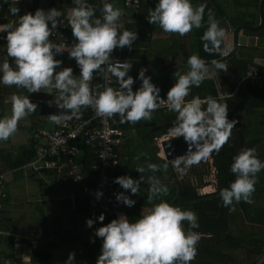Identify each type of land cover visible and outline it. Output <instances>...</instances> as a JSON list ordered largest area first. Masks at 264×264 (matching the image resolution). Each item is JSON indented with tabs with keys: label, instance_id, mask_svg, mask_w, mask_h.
<instances>
[{
	"label": "clouds",
	"instance_id": "obj_1",
	"mask_svg": "<svg viewBox=\"0 0 264 264\" xmlns=\"http://www.w3.org/2000/svg\"><path fill=\"white\" fill-rule=\"evenodd\" d=\"M72 3L75 6L67 23L73 39L67 55L74 60L79 74L75 75L70 66L61 67L62 61L56 58L67 44H56L49 39L62 13L52 7L17 15L18 7L12 6L9 11L18 16L16 25H0V33H4L0 39L5 41V52L0 56V85L23 88L28 93L41 89L56 90L55 107L58 111L49 115V120L56 125L78 117L82 107H91L98 116L118 120L120 124H135L150 120L156 110L166 106L175 113L166 138H181L187 150L170 162L147 164L152 173L167 170L169 163L183 173L213 152L218 153L229 142L237 120L228 118L226 102H219L212 96L186 99L191 88L199 87L209 75L217 70L227 72L224 60H212L209 65L197 54L188 56L184 62L187 70L173 73L174 83L162 98L160 87L152 83L151 76L145 75V67L137 70L134 79L129 75L132 63L112 56L114 49L131 51L138 38L134 30H120L123 10L103 0L102 16L97 17L88 0H72ZM205 7L204 3L194 7L191 0H156L145 19L165 33L183 37L202 26ZM225 35V29L219 26L212 10L208 9L207 27L200 37L203 50L224 56L221 44ZM99 73L114 77L116 86L113 87V81L108 79L102 90L93 91L90 81ZM137 81L139 85L133 90ZM10 103L11 115L0 117V141L8 140L17 131L18 121L31 115L37 107L29 96L15 93L11 95ZM262 170L264 160L258 157L256 148L241 147L229 165L234 179L227 187L219 189L221 206L233 211L240 202L251 204L257 173ZM135 171L140 174L135 179L125 174L112 181L125 190L114 193L115 201L129 208L136 203L130 197L140 193V186L145 181L142 175L145 167L138 165ZM147 180L150 184L146 200L151 204L150 210L140 213L134 220L123 213L118 214L93 230L89 242H94L93 237L100 240L94 264H190L195 259L197 243L203 235L193 231L199 228L197 214L161 199L167 195L168 187L156 176H148ZM101 196L100 190L94 192L96 200ZM154 199L160 202L153 203ZM104 219L103 212L95 216V222ZM93 224L91 217L85 220V227L92 228ZM74 257L75 253L69 252L63 264H77ZM19 260L20 264H32L33 257L30 252L21 253Z\"/></svg>",
	"mask_w": 264,
	"mask_h": 264
},
{
	"label": "trees",
	"instance_id": "obj_2",
	"mask_svg": "<svg viewBox=\"0 0 264 264\" xmlns=\"http://www.w3.org/2000/svg\"><path fill=\"white\" fill-rule=\"evenodd\" d=\"M260 0H231L233 7L241 9L243 12H249L248 10L258 8ZM156 0H141L140 8L137 11V17L143 21H135L126 23L123 29L134 30L138 34V38L133 42V48L131 51L126 49L124 57L129 61L137 60L140 62V67H145L147 71L145 75L151 76V81L161 73V67L164 59L172 58L176 54L180 53V44L184 42L187 47L188 55L197 54L204 61L214 60L220 57L218 53H207L202 48V41L200 39L203 31L207 27V12L211 9L214 17L217 21L227 19L226 9L224 5L221 6L218 0H191V3L195 7L200 3H204L205 16L202 20V26L197 29L194 28L189 33V40H179L178 35L174 33H165L159 27L161 31L160 38H156L155 24L151 25L147 22L145 17L148 14L150 8L154 7ZM9 6V0H0V17H7V19L14 20L16 16L10 14V11L5 6ZM72 0H61V5L58 11L63 13L66 7L72 6ZM115 7V6H114ZM224 8V9H223ZM36 5L33 8H29L26 5L19 8L17 15L25 12H34ZM242 11H235L236 17L231 15L229 23L231 27H236L241 24L255 25L259 21L258 15L255 13L254 20L249 22L243 19ZM240 12V13H237ZM237 23L234 24L233 21ZM254 22V23H253ZM4 35L3 33L0 36ZM264 36V30L260 34V37ZM175 40L176 44L174 45ZM162 40V41H161ZM158 41L162 49L159 53H156L154 44ZM5 43L0 39V44ZM246 47V46H242ZM248 47V46H247ZM58 56V55H57ZM57 59L65 60L66 55L63 57H57ZM227 63V72L219 71L218 79L220 80L219 87L223 98L218 95V89L214 80L203 81L199 87L191 88L189 96L186 99H190L192 96H200L201 98L212 96L219 102H226L228 106V118L236 119L237 124L232 129V135L229 142L225 144L218 153L213 152L210 155L212 160V167L215 171L216 190L210 194L200 195L196 191L190 182H185L183 179L178 181V185L172 182V175L169 168L167 170H158L152 173L147 169V164L155 163L157 165L162 164V161L157 159L156 155V142L155 139L161 138L166 135L168 128H161L155 131L150 122H157V118L150 120H140L135 124L125 123L120 124V129L124 132V141L120 147L117 148L118 154V167L116 175H129L132 178H137L140 174L135 171V168L139 166L145 167V172L142 174L145 176V181L140 186V193L137 197L144 198L141 204L151 208V204L146 200L148 194L147 189L150 181L147 180L148 176H156L160 182L168 187V193L166 196H161V199L168 203L175 198L177 194L178 186L180 188L179 195L175 200L174 206L183 208H189L193 210L198 217L199 228L193 229L202 233L201 242L197 243V254L190 264H264V232L251 233L247 236H237L232 233L230 227V221L236 211H239L244 220L251 225H257L264 228V203L258 205H252L249 203L240 202L235 206L233 211H229L228 208L222 207L219 199V189L227 187L229 182L234 179V176L229 171V165L232 157L240 150L241 147H254L257 150V155L260 159L264 160V98L260 89L253 87L247 80L248 67L254 64L246 56L237 57L236 55L225 61ZM157 67V71H153V67ZM260 73L264 67L257 66ZM180 70V69H179ZM181 70V71H186ZM173 73V72H172ZM137 70H130L129 75L135 76ZM170 74H167L160 78L155 84L161 89L160 95L163 98L167 89L172 85V79L170 80ZM139 85L137 81L133 85V90ZM8 87L12 89L13 86L0 85V95L4 94H17L25 92L23 88H17L15 90L8 91ZM16 87V86H15ZM1 107V103H0ZM161 112V117L169 118V122H173L175 119V113L167 110V108L156 110ZM242 112V116L238 113ZM43 128L37 124H32L31 131ZM135 132L138 133V137L135 136ZM129 138L136 141L133 143ZM141 139V140H140ZM143 141L144 143H142ZM242 143V145H241ZM145 144L147 147H145ZM142 149L143 153L138 150ZM81 154L86 153L87 157L82 159L83 163H88L92 160L91 150L89 147L81 146ZM34 157L33 144H29L14 157L10 155H4L0 150V172H13L20 169L27 163H29ZM139 157V159H136ZM206 172V170H204ZM49 174L51 172H48ZM51 175V174H50ZM7 188V183H6ZM5 188V190H6ZM63 188V187H62ZM64 189V188H63ZM4 190V191H5ZM119 191H125L121 189L117 184L114 191L107 194L102 201L101 206L107 207L110 215L107 212H103L105 219L104 224L108 223L111 219L115 218V212L122 211L129 217L130 220H134L140 214L139 205H133L131 208L125 207L122 203H117L114 198V193ZM68 192V191H67ZM127 194V193H126ZM264 197V170L257 173V182L255 185V191L252 194L253 198ZM130 198L134 199V196ZM157 199L153 200V203H159ZM81 220H78L73 228L68 229L66 235V241L76 246L75 252L82 258L81 262H87V264H94L97 255L96 252L99 248L97 238H94V242H89V237L93 234L84 225L86 218V212L84 209L80 213L74 212V214L82 215ZM80 226L78 227V224ZM185 227L187 225L185 224ZM44 235H46L44 233ZM237 254L236 258H233L234 254ZM241 252V254H240ZM244 254L242 255V253ZM233 254V255H232ZM1 255V253H0ZM242 255V256H241ZM48 255H46V258ZM2 257V256H1ZM0 257V264L2 260ZM262 259L260 262L259 260Z\"/></svg>",
	"mask_w": 264,
	"mask_h": 264
},
{
	"label": "built area",
	"instance_id": "obj_3",
	"mask_svg": "<svg viewBox=\"0 0 264 264\" xmlns=\"http://www.w3.org/2000/svg\"><path fill=\"white\" fill-rule=\"evenodd\" d=\"M115 0H107L114 4ZM119 2L123 12H137L141 5V0H116ZM17 4L26 5L33 8L39 0H16ZM103 0H88L95 9V15L101 17V7ZM72 5L65 10L64 14L57 18L58 26L52 29V34L49 39L56 44H67V47L61 49L59 57L67 55L70 51L72 37L68 26ZM116 7V5H115ZM37 9V8H36ZM29 12V11H28ZM24 13L20 14L23 15ZM18 21V16L11 21V26H15ZM119 24L121 22L119 21ZM124 25V23H123ZM122 29V28H121ZM120 29V30H121ZM126 49H114L112 56L114 59L123 61L126 59L124 53ZM127 60V59H126ZM128 61V60H127ZM111 62V58H110ZM73 73L79 74V69L76 67L73 59H70ZM264 67V57L260 64L254 63L248 67L247 78L254 80L258 78V67ZM111 79L114 84V77L107 73H99L94 75L90 81V88L93 91L102 90L106 80ZM99 86V88H97ZM42 91V90H40ZM45 92V91H44ZM45 93L56 98V90H47ZM166 108V106L160 109ZM159 110V109H158ZM131 124V123H130ZM31 141L34 147V157L27 165L34 173L51 172L53 179L50 181L54 185L63 187L73 199L75 196H80L83 201V209L86 212V218L91 217L94 220L92 228H87L93 234V230L99 227L103 222H95V216L101 211L107 212L110 215L107 207L101 206L103 198L114 191L116 184L113 179L117 176L116 170L118 167L117 148L123 144L124 132L120 129L118 120L112 118H104L98 116L91 107H82L78 117H73L71 120L60 125H56L53 129H37L31 135ZM89 147L91 150L92 160L88 163H83L82 159L86 158V153L81 154V146ZM7 177L6 173L0 172V224L3 219L2 201L6 199ZM100 190L102 196L99 200L94 197V192ZM84 220V225H85ZM79 223L78 227L80 226ZM4 233L0 230V241ZM38 235H35L37 238ZM98 240L100 248V240ZM14 241H17L15 237ZM32 245L35 247L36 240H32ZM262 259L259 260V262Z\"/></svg>",
	"mask_w": 264,
	"mask_h": 264
},
{
	"label": "crops",
	"instance_id": "obj_4",
	"mask_svg": "<svg viewBox=\"0 0 264 264\" xmlns=\"http://www.w3.org/2000/svg\"><path fill=\"white\" fill-rule=\"evenodd\" d=\"M42 1L43 0H39L38 4L36 5V8L40 7V5L42 4ZM50 1H51V3L47 6L48 7L47 9L52 8V7L59 9V7L61 5V0H50ZM224 1L225 2H223V3H224V5H226L225 9L228 12V9H229L228 2L226 0H224ZM4 4H6V3H4ZM114 4L116 5V7L121 8L118 1L115 0ZM19 5H21V4H19ZM21 6H23V5H21ZM68 8H69V6L66 7L65 10ZM65 10L63 11V13L61 15L64 14ZM253 10L254 9L251 8L249 10V12H243L241 9H239V11H242L243 19L248 20L249 22H251V20H254L255 16L254 15L250 16V14L252 15L255 13ZM125 13L126 12L122 13V16L120 17V20H119L120 22H122L125 17L127 18V15ZM237 13H240V12H237ZM134 15L137 16V12H135ZM226 15H227V13H226ZM234 17H236V14H234ZM3 18L8 21V22H6L7 24H5V25H11V21H12L11 19H7V17H5V16ZM229 19H231V15L229 16V14H228L227 19L218 21L219 26L223 27L225 29V32H226V35H225V37L222 41V44H221V49L225 53V55L228 52H230V50L232 48V45H231L232 44L231 43V28H230L231 26H230V23L228 21ZM126 23H130V22H125L124 25ZM124 25H122L121 28H123ZM0 34H2V33H0ZM159 34H161V31L157 28L156 29V36L157 35L159 36ZM189 37H190L189 33H186L183 37L178 36L179 40H182V41H185V40L188 41ZM183 39H185V40H183ZM4 44L5 43L0 44V56L4 55V52H5ZM245 46H246V50H243V51H241V50L239 51V49H238L239 47L237 48L236 56L238 58L241 56H245L243 54V52H245V54L247 55L246 57L248 59H250L253 63L260 64L262 58L264 57V36L263 37L259 36L255 42V45H245ZM247 46L251 47L252 50L248 49V51H247ZM240 47H242V46H240ZM185 49H187L186 45H185ZM186 52H187V50H186ZM256 52H257V55H255ZM186 54L188 55V53H186ZM220 57H222V56L220 55ZM178 58L180 60L183 59V57L180 55V53H178V56L176 58L170 59V61L172 60L171 62L173 63V61H178ZM61 61H62L61 67H68V66L72 67L71 63H70V59L68 57H65V60L61 59ZM210 61H212V60H210ZM178 63H180V62L178 61ZM185 69L186 68H181L180 70H185ZM209 72L210 73L212 72L211 67L209 68ZM173 73H169L171 76L170 80L172 79V84L174 83V79H175V77L173 76ZM208 80H214V82L216 83V87L218 89V95L222 99L223 98V96H222L223 92L222 93L220 92V90H219L220 87L218 86L219 85L218 81L220 82V80L218 79V72L216 71L215 74L209 75L208 77H206V79L204 81L206 82ZM247 80L249 81V83L253 87H255L256 89H260V92L262 94H264V69L259 73L258 78H255L254 80H252V79H247ZM16 88L17 87H15V86L12 87L13 90H15ZM42 92H44V91H42ZM27 93L28 92L25 90L24 94L21 96L27 95ZM1 95L4 97H7L6 101L10 102L11 94H8V96L4 95V94H1ZM263 98H264V95H263ZM52 101L55 102L56 98L52 97ZM0 103H2V102L0 101ZM3 106L4 105L2 104L0 107V114H2V115H0V117L6 116L3 113L5 111V109L3 111V108H4ZM37 115L41 116V118L45 117L44 120H47V122L51 123L52 127L49 128L48 130L53 129L56 126V124H53L48 119L49 115H40L38 108H36V111H34L29 116L31 117V116H37ZM160 115H161V112L159 113L157 111L153 117L158 116L157 118H159ZM26 122L24 124H21V126H25V124H27ZM34 124H36V123H34ZM22 128H24V127H20V125L17 126V130H20ZM37 129H46V128H37ZM37 129L33 130L31 133H33ZM135 131L136 130H134V134L136 137H138ZM20 138H21V136L16 131L12 136H10L8 138V140L0 141V150L3 151L4 155H10L11 157H14L23 149V147H26L27 145L32 144V141H28L26 144L25 143L17 144V145L14 144V142L21 143ZM29 163H27L26 165H24L20 169L14 170L13 172L24 169L25 167H27V165ZM172 182L175 183L173 178H172ZM50 184H52V183L50 182ZM215 184H216V182H215ZM7 186H8V182H7ZM198 194L204 195L202 193H198ZM134 200L136 201L135 205H137V204L139 205V211L141 214H143V212L150 210V207L145 206V204H143V203L141 204V202L144 201V198L141 201V198H139V197H137V195H135ZM2 205H3V219H2V223L0 224V230L4 233L2 235L1 241H0V253H1L0 257L2 256L1 257V260L3 261L2 264H20L19 255L21 253L27 254L29 252L31 253V255L33 257L32 264H63V261L67 258V255L69 252L75 253L74 259L77 262V264H80V262L82 261V258L75 252L76 246L73 245L72 243H68L66 241V238L68 237L66 235V233H67L68 229L73 228V225L76 224L78 222V220H81V217H84V213L82 215L74 214V212L80 213L83 209V206L79 212L75 211L74 205H73V199L70 197V195L68 194L67 191H66V196L63 198V202L60 203V205H56V213L57 214L54 215L53 219L49 218L48 223L45 222V223L41 224V222H39V223L38 222H36V223L26 222L20 226V224H21L20 221L18 219H16V220L14 218L12 219L11 218L12 215L8 214L11 204L8 201V195L7 194H6V199H4L2 201ZM47 212H48V210H47ZM50 212H51V210H49L48 213H50ZM124 212H122V211L115 212V217L121 213L125 214ZM44 233L46 235H44ZM35 235H38L37 238H35ZM15 237H17V241H14ZM32 240H36L35 247H33V245H32ZM199 241L201 242V239ZM233 254H232L234 256L233 258H236L237 254H235V252H233ZM46 255H48L47 256L48 258H46Z\"/></svg>",
	"mask_w": 264,
	"mask_h": 264
},
{
	"label": "rangeland",
	"instance_id": "obj_5",
	"mask_svg": "<svg viewBox=\"0 0 264 264\" xmlns=\"http://www.w3.org/2000/svg\"><path fill=\"white\" fill-rule=\"evenodd\" d=\"M9 6L8 10L12 6H17L18 9L21 8V5L17 4L16 0H9ZM219 3L224 5V0H218ZM228 2V12L227 14L234 16L235 11H239V9L235 10V6L233 7L231 0H226ZM51 3L50 0H43L42 4L39 8H42L46 10L48 5ZM226 5H224L225 7ZM121 9V8H120ZM224 9V8H223ZM256 13V9L253 10ZM124 13V12H122ZM127 15V18L125 17L123 21L121 22L120 26L123 25L125 22H135V21H143L139 19L135 14V12H127L125 13ZM8 22L3 17H0V25H5ZM234 24L237 22L234 20ZM154 28H158L157 25H155ZM160 35L156 36V38H159ZM162 41V40H161ZM174 45L176 44L175 40ZM163 42L158 41L154 46L156 53H159L161 44ZM239 51L246 50V47H239ZM248 49L252 50L251 47H247ZM161 54V53H159ZM245 56V52H243ZM257 55V52L255 53ZM165 60V59H164ZM178 61L181 63V60L178 58ZM132 63V70H138L140 68V62L137 60L129 61ZM178 63V65H180ZM158 66L153 67V71H157ZM157 77V76H156ZM17 89V88H16ZM10 87H8V91H11ZM42 91H47L48 89H41ZM219 90H221L219 88ZM24 93H21L20 95H23ZM0 101L3 104L5 111L3 112L6 116L11 115V103L6 101L7 97L0 96ZM6 101V102H5ZM36 111V109H35ZM156 111L153 113L152 117L155 115ZM160 113V112H159ZM239 116H242V112L238 113ZM2 115V114H0ZM27 116L26 118L21 119L18 121V125L20 127H24L20 130H17V133L21 136L20 141L21 143L14 142V144H23L27 143L28 141H31V124L36 123L38 126L49 129L52 127L51 123L47 122V120H44V118H41V116ZM49 119V118H48ZM27 121V122H26ZM25 124V126H21V124ZM17 125V126H18ZM166 137V135L162 136L161 138ZM159 138L158 141L161 139ZM130 141L135 143L134 139L129 138ZM158 143V142H157ZM156 153H157V144H155ZM140 153H143V150H138ZM160 156L162 157V153H160ZM169 166H171V163H169ZM172 172L175 175V178L177 181L183 179L185 182H190L194 187H196L197 193L202 194H209L213 193L212 189L216 190V184H215V171L212 167V160L210 156L207 159L201 160L198 164L192 165L189 167L185 172L181 173L177 169L173 168L171 166ZM206 170V172H204ZM8 186L5 190L6 194L8 195V201L11 204L9 215H12L11 218L18 219L20 221V226L26 222L29 223H36L41 222L48 223L49 218H54V215H56V205H60V203L63 202V198L66 196V191L61 188L58 185L50 184V181L53 179V176H51L48 172L43 173H34L30 170L29 167H25L24 169L15 171V172H8L6 174ZM212 187V188H211ZM203 189V190H202ZM205 189H209V191H204ZM201 191V192H200ZM46 201V202H45ZM264 203V197L262 198H253L252 199V205H258ZM49 210H51L50 213ZM230 227L232 229V233L237 236H247L251 233L264 232V228L257 226V225H251L248 224L242 214L239 211H236L230 221ZM241 254V252H240ZM244 252L242 253V255ZM241 255V256H242Z\"/></svg>",
	"mask_w": 264,
	"mask_h": 264
},
{
	"label": "water",
	"instance_id": "obj_6",
	"mask_svg": "<svg viewBox=\"0 0 264 264\" xmlns=\"http://www.w3.org/2000/svg\"><path fill=\"white\" fill-rule=\"evenodd\" d=\"M5 5L6 4H4V6ZM258 17H259V21L255 25H251L247 23V24L238 25L234 29H231L232 48L230 52H228L226 55L218 59H215V60L226 61L236 55L238 47L245 46V45H255L257 38L260 36L262 31L264 30V0L259 1ZM180 49H181L180 55L183 57V59L181 60L182 61L181 64L178 65V61H175L174 63H171V64L162 65L161 73L155 79L152 80V83L155 84L160 78H162L163 76L169 73H172L181 68H186L184 62L189 55L186 54L184 42H181ZM177 56L178 54L173 56L172 58L174 59ZM205 62L211 65V61H205ZM27 96H29L31 101L37 105L36 108L39 109L40 115H50L58 111L57 108L55 107V102L52 101V96L48 93L39 91L36 93H27ZM136 134L138 136V133ZM158 139H155V142L157 144V153L155 156L157 157V159L162 161V163H164L166 160L170 162L174 157L184 154L187 150L186 145L181 138L163 137L159 141ZM141 142L144 143L143 141ZM145 147L147 146L145 145ZM160 153H162V157L160 156ZM169 169L171 171V175H172L174 182L178 185V181L176 180L175 175L172 172V169L171 168ZM179 192H180V188L178 186L177 194L175 198L169 202L170 204L173 205L175 203V200L177 199ZM73 205H74V210L79 212L83 206L82 198L80 196H75L73 198ZM99 249L100 248H98L95 255L99 253Z\"/></svg>",
	"mask_w": 264,
	"mask_h": 264
},
{
	"label": "flooded vegetation",
	"instance_id": "obj_7",
	"mask_svg": "<svg viewBox=\"0 0 264 264\" xmlns=\"http://www.w3.org/2000/svg\"><path fill=\"white\" fill-rule=\"evenodd\" d=\"M250 10V9H249ZM248 10V11H249ZM256 15H258V8H257V10H256V13H255ZM243 15V14H242ZM251 16V15H250ZM235 27H232V29H234ZM170 59H173V58H168V59H165L162 63L165 65V64H171L172 62V60L170 61ZM175 61H173V63H174ZM158 116H155V117H153L152 119H154V118H157ZM151 123V125H152V127H153V129L155 130V131H157V130H159V129H161V128H167V127H169V126H171V124H172V122H169V118H166V117H161V116H159V118H157V122H150Z\"/></svg>",
	"mask_w": 264,
	"mask_h": 264
}]
</instances>
